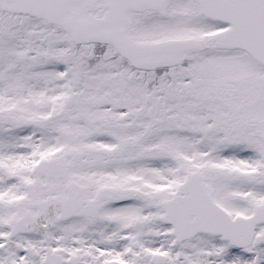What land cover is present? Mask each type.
Listing matches in <instances>:
<instances>
[{
  "label": "snow or ice",
  "instance_id": "obj_1",
  "mask_svg": "<svg viewBox=\"0 0 264 264\" xmlns=\"http://www.w3.org/2000/svg\"><path fill=\"white\" fill-rule=\"evenodd\" d=\"M0 264H264V0H0Z\"/></svg>",
  "mask_w": 264,
  "mask_h": 264
}]
</instances>
